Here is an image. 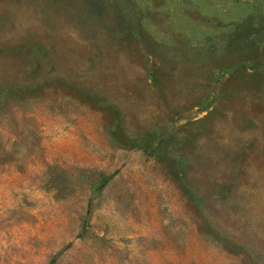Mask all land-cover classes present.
<instances>
[{"label":"rangeland","instance_id":"rangeland-1","mask_svg":"<svg viewBox=\"0 0 264 264\" xmlns=\"http://www.w3.org/2000/svg\"><path fill=\"white\" fill-rule=\"evenodd\" d=\"M0 264H264V0H0Z\"/></svg>","mask_w":264,"mask_h":264}]
</instances>
